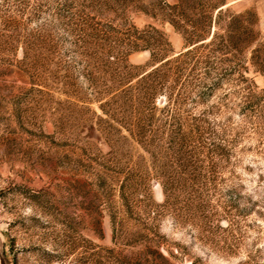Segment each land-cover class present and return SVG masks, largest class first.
Instances as JSON below:
<instances>
[{
    "label": "rangeland",
    "instance_id": "rangeland-1",
    "mask_svg": "<svg viewBox=\"0 0 264 264\" xmlns=\"http://www.w3.org/2000/svg\"><path fill=\"white\" fill-rule=\"evenodd\" d=\"M139 1L149 13L133 8L128 17L156 26L172 53L184 50L182 33L151 14L161 13L160 0ZM167 1L178 3L181 25L211 21L206 41L225 33L220 10L244 13L253 34L240 42L249 43L243 55H264V0ZM50 9L51 0H0V264H264V128L230 109L224 84L188 105L206 109L215 136L228 140L206 168L209 183L161 185L155 175L175 169L168 143L145 151L116 129L107 135L82 74L87 58L53 27ZM39 29L57 43H37ZM127 62L148 66L149 51ZM71 69L74 88L64 78ZM246 75L264 90L262 73Z\"/></svg>",
    "mask_w": 264,
    "mask_h": 264
},
{
    "label": "trees",
    "instance_id": "trees-1",
    "mask_svg": "<svg viewBox=\"0 0 264 264\" xmlns=\"http://www.w3.org/2000/svg\"><path fill=\"white\" fill-rule=\"evenodd\" d=\"M158 6L161 13L151 14H161L182 33L184 50L172 53L168 39L156 26L140 28L128 17L133 8L149 13L139 0H51L50 10L53 27L60 26L69 43H79L80 54L87 58L82 74L106 116L100 119L107 124V135L116 129L122 138H131L145 151L153 142H167L173 156L169 163L175 171L161 169L155 175L159 183L164 186V182L189 178L201 186L209 183L206 168L215 156L223 154L228 140L215 136V124L208 121L206 109L196 114L188 105L205 101L225 84L229 88L226 98L234 99L230 109L238 108L242 121L264 128V90L246 75L251 68L264 75V55L258 48L251 50L248 59L243 55L249 43L240 42L253 34L244 13L220 10L217 23L223 13L229 16L225 33H214L206 41L209 19L181 25L175 13L178 3L160 0ZM52 35V31L39 29L37 43H57ZM138 50L149 51L148 66L127 62L128 55ZM73 73L71 69L64 75L72 88ZM57 74L54 70L55 78ZM130 186L127 179L119 185L127 207L130 197L126 190Z\"/></svg>",
    "mask_w": 264,
    "mask_h": 264
}]
</instances>
